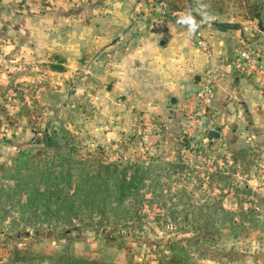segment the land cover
Instances as JSON below:
<instances>
[{
  "label": "rangeland",
  "instance_id": "374dc122",
  "mask_svg": "<svg viewBox=\"0 0 264 264\" xmlns=\"http://www.w3.org/2000/svg\"><path fill=\"white\" fill-rule=\"evenodd\" d=\"M258 2L261 18L229 1L219 11L210 0H147L132 16L131 0H0V264H26L15 259L17 251L35 258L68 252L114 264L154 261L167 252L171 241H192V229L178 233L175 225L192 224L199 218L221 230L213 233L211 258L196 253L197 260L264 264V137L259 127H242L233 133L226 124L218 126L210 113L213 104L192 119L191 110L200 109L190 96L180 126H169L164 120L176 117L168 110L176 104L167 101L162 115L146 112L136 104L143 98L131 93V26L147 25L160 16L186 23L191 41L211 55L213 46L202 20L248 25L253 38L264 32L260 26L264 0ZM102 9L124 17L100 19ZM250 38L239 43L230 59L239 73L233 62L240 50L255 49L248 45ZM259 49L264 53V48ZM209 68L216 69L209 63L201 76ZM210 126L221 131L212 142L207 139ZM49 136L53 145L47 152L57 165L54 176L69 170L92 172L83 169L79 160L90 162L100 155L110 162H153V157L164 162L182 160L186 168L171 177L166 175L172 171H163L161 178L168 183L147 181L141 192H149L148 199L134 220L124 208L118 209V215L111 218L122 223L123 235L118 239L103 228L95 231L92 225L96 223L87 225L79 219L65 231L16 234L20 212L15 213V220L7 216L12 201L6 200V194L23 181L16 178L17 168L21 174L26 172L22 160L34 152L44 154ZM210 172L218 173L215 179H210ZM62 188L67 190L63 177ZM131 202L135 201L129 199L127 204ZM242 205L254 212L242 217L236 213ZM139 219L144 230L131 235V222ZM232 219L236 224L245 221L232 225Z\"/></svg>",
  "mask_w": 264,
  "mask_h": 264
},
{
  "label": "trees",
  "instance_id": "16d2710c",
  "mask_svg": "<svg viewBox=\"0 0 264 264\" xmlns=\"http://www.w3.org/2000/svg\"><path fill=\"white\" fill-rule=\"evenodd\" d=\"M228 1L234 5L245 7L253 16L256 15L259 0H210L214 8L219 11L228 5ZM231 4H229L230 6ZM52 137L49 136L44 141V154L32 153L28 159H23L25 165V173L21 174L20 169H16L22 183H17L12 192L6 194V200L11 202V207L6 208L7 216L14 217L15 213L20 212L21 222L18 224L16 234H41L50 229V231H65L72 227L78 219L87 222V225H92L95 231H109V236L115 239L122 234V223L111 222V218L118 215V209L124 208L125 213L131 215L134 220L139 213L142 212L144 201L147 198V193L141 192L148 186L147 181H153L159 185L165 182L161 177H164L163 171L168 170L172 173L166 175L171 177L172 174L184 171L186 164L184 161L164 162L163 159L156 157L151 158V161L139 162L133 160L110 162L104 159L101 155L93 158L90 162L80 158L83 169H92V172L72 173L63 171L54 176L57 166L47 151L53 144ZM57 150V149H55ZM245 151V150H243ZM59 153L58 151H56ZM237 160L236 158L234 159ZM21 162V164H22ZM221 170L219 173L221 174ZM210 179H215L218 173H209ZM62 177L66 178L67 190L62 188ZM55 178H60L61 181ZM150 185V184H149ZM166 186L164 185L163 188ZM155 190V189H154ZM153 190V192H154ZM170 190V188H169ZM237 191L239 188L237 187ZM155 195L157 197L158 194ZM162 194L159 195V197ZM129 199L135 202L127 204ZM154 199V198H153ZM153 199H149L153 202ZM115 203V204H114ZM209 207V203H206ZM238 212V213H237ZM254 212V208H245L243 205L236 211L237 214L245 217L247 213ZM202 215V214H201ZM242 221H245L244 219ZM237 222L244 224V222ZM232 225L236 224L232 219ZM225 225L223 224L222 227ZM217 224H210L199 218L192 224L175 225L178 233H189L192 229L193 237L189 238L188 244L171 241L167 244L166 251L156 257L154 261L138 262L133 259L130 264H203L195 258L196 253H199L200 258L209 259L215 247L212 244L214 231H220L221 228ZM144 230L141 220L131 222V235ZM142 232V231H141ZM40 236V235H39ZM229 255V253H226ZM15 259L30 264H42L47 261L48 264H114L98 258H87L83 256H73L68 252L60 253L53 256L50 254H38L35 256H25L20 251L15 253ZM39 260V263L35 262Z\"/></svg>",
  "mask_w": 264,
  "mask_h": 264
},
{
  "label": "crops",
  "instance_id": "0c3cea01",
  "mask_svg": "<svg viewBox=\"0 0 264 264\" xmlns=\"http://www.w3.org/2000/svg\"><path fill=\"white\" fill-rule=\"evenodd\" d=\"M142 1L147 0H131L132 16L138 12ZM107 9L100 11V19L103 16L124 17ZM108 12L113 14L110 16ZM257 17L261 18L258 12ZM263 18L260 20L261 29L264 28ZM154 21L158 23L154 24ZM202 21L204 32L213 46L211 55L191 41V28L186 23L160 16L153 17L147 25L131 26V93L143 98L136 104L146 112L162 115L167 101L176 98V106L168 109L177 113L176 117L164 120V123L179 127L185 113L186 98L197 89L203 70L210 63L219 71L215 77L216 95L210 110L218 126L226 124L224 127H229L233 133L242 127L251 130L259 127L261 137H264V58L261 59L262 71L256 77L233 70L230 60L239 43L249 40L247 29L250 27L226 20ZM248 45L264 48V32L250 38ZM197 76L199 80H196ZM214 128L210 126L207 132Z\"/></svg>",
  "mask_w": 264,
  "mask_h": 264
},
{
  "label": "built area",
  "instance_id": "2783aa9c",
  "mask_svg": "<svg viewBox=\"0 0 264 264\" xmlns=\"http://www.w3.org/2000/svg\"><path fill=\"white\" fill-rule=\"evenodd\" d=\"M201 33H198L200 35ZM199 43L204 46L205 42L199 39ZM264 57V53L259 48H245L238 52L236 59L233 62L235 69L246 75L260 74L261 69V59ZM216 69L209 68L206 70L205 74L202 76L200 81V86L197 88L190 96V101L192 104H197V108L191 110L190 116L193 119V115H198L200 112H205L208 107L213 104L215 99V77Z\"/></svg>",
  "mask_w": 264,
  "mask_h": 264
},
{
  "label": "water",
  "instance_id": "95a60500",
  "mask_svg": "<svg viewBox=\"0 0 264 264\" xmlns=\"http://www.w3.org/2000/svg\"><path fill=\"white\" fill-rule=\"evenodd\" d=\"M196 80H199V76L196 77ZM176 102H177L176 98L171 99V104H176ZM170 111H172V109H170ZM220 136H221V131L219 129H211L207 133V139L210 142H212L213 139L215 138H220Z\"/></svg>",
  "mask_w": 264,
  "mask_h": 264
}]
</instances>
